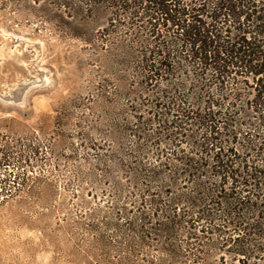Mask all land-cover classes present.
<instances>
[{
  "label": "trees",
  "instance_id": "16d2710c",
  "mask_svg": "<svg viewBox=\"0 0 264 264\" xmlns=\"http://www.w3.org/2000/svg\"><path fill=\"white\" fill-rule=\"evenodd\" d=\"M42 2L124 75L122 127L153 234L243 263L263 254L264 0ZM101 19L94 38L87 26Z\"/></svg>",
  "mask_w": 264,
  "mask_h": 264
},
{
  "label": "rangeland",
  "instance_id": "374dc122",
  "mask_svg": "<svg viewBox=\"0 0 264 264\" xmlns=\"http://www.w3.org/2000/svg\"><path fill=\"white\" fill-rule=\"evenodd\" d=\"M42 1L0 0V98L17 102L0 99V264H264L153 234L122 127L124 75Z\"/></svg>",
  "mask_w": 264,
  "mask_h": 264
},
{
  "label": "water",
  "instance_id": "95a60500",
  "mask_svg": "<svg viewBox=\"0 0 264 264\" xmlns=\"http://www.w3.org/2000/svg\"><path fill=\"white\" fill-rule=\"evenodd\" d=\"M36 83L35 82H32L31 85H35ZM29 85V84H28ZM1 99V98H0ZM2 101H5V102H10V103H17V102H14V101H11V100H4V99H1ZM22 100L18 102L19 105H22Z\"/></svg>",
  "mask_w": 264,
  "mask_h": 264
}]
</instances>
